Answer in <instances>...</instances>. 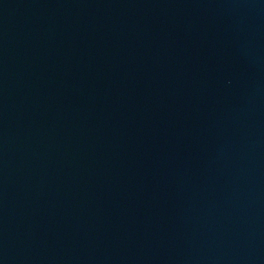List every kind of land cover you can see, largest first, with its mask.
I'll return each instance as SVG.
<instances>
[{"label":"water","instance_id":"1","mask_svg":"<svg viewBox=\"0 0 264 264\" xmlns=\"http://www.w3.org/2000/svg\"><path fill=\"white\" fill-rule=\"evenodd\" d=\"M0 264H264V0H0Z\"/></svg>","mask_w":264,"mask_h":264}]
</instances>
